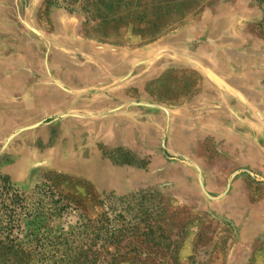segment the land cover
<instances>
[{"label": "rangeland", "instance_id": "374dc122", "mask_svg": "<svg viewBox=\"0 0 264 264\" xmlns=\"http://www.w3.org/2000/svg\"><path fill=\"white\" fill-rule=\"evenodd\" d=\"M263 17L257 0H0V175L91 217L108 193L160 192L175 264H264Z\"/></svg>", "mask_w": 264, "mask_h": 264}, {"label": "trees", "instance_id": "16d2710c", "mask_svg": "<svg viewBox=\"0 0 264 264\" xmlns=\"http://www.w3.org/2000/svg\"><path fill=\"white\" fill-rule=\"evenodd\" d=\"M47 3L70 13L87 12L89 6V0ZM99 206L100 213L91 217L47 182L24 191L0 175V264H120L128 259L175 264V222L160 192L108 193ZM73 211L77 220L65 229Z\"/></svg>", "mask_w": 264, "mask_h": 264}]
</instances>
